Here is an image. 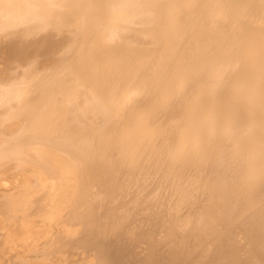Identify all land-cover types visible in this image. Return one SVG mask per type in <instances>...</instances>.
I'll return each instance as SVG.
<instances>
[{
  "label": "bare ground",
  "instance_id": "obj_1",
  "mask_svg": "<svg viewBox=\"0 0 264 264\" xmlns=\"http://www.w3.org/2000/svg\"><path fill=\"white\" fill-rule=\"evenodd\" d=\"M0 264H264V0H0Z\"/></svg>",
  "mask_w": 264,
  "mask_h": 264
}]
</instances>
